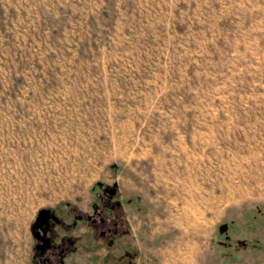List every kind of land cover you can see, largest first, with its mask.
<instances>
[{
  "label": "rangeland",
  "instance_id": "1",
  "mask_svg": "<svg viewBox=\"0 0 264 264\" xmlns=\"http://www.w3.org/2000/svg\"><path fill=\"white\" fill-rule=\"evenodd\" d=\"M43 209L52 264H264V0H0V264Z\"/></svg>",
  "mask_w": 264,
  "mask_h": 264
},
{
  "label": "flooded vegetation",
  "instance_id": "2",
  "mask_svg": "<svg viewBox=\"0 0 264 264\" xmlns=\"http://www.w3.org/2000/svg\"><path fill=\"white\" fill-rule=\"evenodd\" d=\"M110 194L114 195V191L111 190ZM110 209L111 210L109 211V214L107 216H99L98 218H90L92 229L94 230L95 233L97 232V234L101 238H103V237L105 238L106 236H110V237H112V239H114V237L116 235H118V232H119L118 228L121 226L123 227L125 224V222L122 220V217H123L122 214L116 212V205L111 206ZM38 215H39V213L37 214V217H38ZM47 216H49V219L47 221L48 225L45 221L46 215L43 213L40 217V220H39V224H42V228L37 227L36 232H34V236H35V238L39 239V241H40L39 245L41 246V255L40 256L42 258L38 264H52L53 260H51V259H53V258H51L49 256H44L45 254L50 252V254L55 255V254H57L55 252V250L59 249L58 254L63 255L70 246L74 245V240L70 239L69 237L65 238V242H64L66 244L65 247H63L61 245L59 246L58 244L53 243V238H52L53 234L51 233V231L53 230L52 226L54 224H56V215H51L49 212L47 214ZM37 217H36V219H37ZM97 229H99V231H97ZM44 230H45V232H44ZM42 240H47L49 242L50 246L49 247H42V245H43ZM109 244H111V243H108V245ZM93 247H94V249H97V247H98V242H97L96 237L93 238ZM54 260H55V257H54ZM59 262H60V260H59Z\"/></svg>",
  "mask_w": 264,
  "mask_h": 264
},
{
  "label": "water",
  "instance_id": "3",
  "mask_svg": "<svg viewBox=\"0 0 264 264\" xmlns=\"http://www.w3.org/2000/svg\"><path fill=\"white\" fill-rule=\"evenodd\" d=\"M50 211L49 210H47V209H43V210H41V211H39V215H38V217H37V219H36V222H35V227L37 228V227H39V228H42V224H39V220H40V217H41V215L44 213L45 215H46V217H45V221H46V223H47V225H48V219H49V216H47V214L49 213ZM44 232H45V230H44ZM43 241V245H42V247H49L50 246V244H49V242L47 241V240H42Z\"/></svg>",
  "mask_w": 264,
  "mask_h": 264
},
{
  "label": "trees",
  "instance_id": "4",
  "mask_svg": "<svg viewBox=\"0 0 264 264\" xmlns=\"http://www.w3.org/2000/svg\"><path fill=\"white\" fill-rule=\"evenodd\" d=\"M128 259L127 258H125V261H127Z\"/></svg>",
  "mask_w": 264,
  "mask_h": 264
},
{
  "label": "bare ground",
  "instance_id": "5",
  "mask_svg": "<svg viewBox=\"0 0 264 264\" xmlns=\"http://www.w3.org/2000/svg\"><path fill=\"white\" fill-rule=\"evenodd\" d=\"M177 258V257H176ZM181 261V260H180ZM182 263V262H181Z\"/></svg>",
  "mask_w": 264,
  "mask_h": 264
}]
</instances>
